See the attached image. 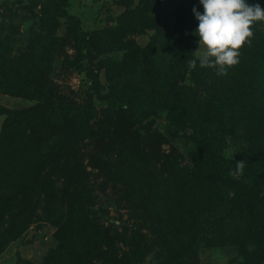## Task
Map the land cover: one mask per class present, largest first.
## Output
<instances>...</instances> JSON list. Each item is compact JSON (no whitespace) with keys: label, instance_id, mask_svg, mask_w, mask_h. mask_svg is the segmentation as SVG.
<instances>
[{"label":"trees","instance_id":"16d2710c","mask_svg":"<svg viewBox=\"0 0 264 264\" xmlns=\"http://www.w3.org/2000/svg\"><path fill=\"white\" fill-rule=\"evenodd\" d=\"M121 2L125 3V21L119 28H110L114 38L104 40L100 52L123 46L126 60L110 61L107 66L126 74L123 64L131 63L129 69L133 70L137 54L134 56L136 50L128 44L131 36H125L138 32L148 41L141 51L140 65H146L145 74L140 73L136 79L140 83L137 88L105 90L100 67L90 68L86 73L87 96L78 104L28 73L10 72V48L7 37L1 38L5 26L0 16V92L35 101L20 109L18 116L8 118L0 130V220L7 211L11 222L5 234L22 241L23 233L36 218L55 226V246L38 260L24 264H140L147 253L156 256L169 244L179 251V243L185 241L191 249L196 239L188 236L184 223L202 218L204 221L197 225L204 232L216 231L221 223L214 208L225 201L236 204L232 216L264 217V22L250 28L251 43L245 42L239 50V64L224 76L233 87L226 95L231 86H225L223 76H218L215 69L201 68L194 53L199 37L193 32L199 22L192 9L203 14L199 0L182 4L169 30L160 27L161 21L164 25L166 21L155 14L159 0ZM247 3L264 8V0ZM53 4L59 15L67 16L76 26L74 34L79 44L87 47L86 35L79 32V20L66 10L70 0H53ZM168 50L173 52L174 69L184 68L190 79L193 72L198 70L199 74L192 86L181 85L169 95L162 92L158 82L164 66L159 67L157 62V56ZM194 59L193 69L189 61ZM169 67L173 69L171 64ZM199 87L202 95L197 94ZM117 101L127 106L115 108ZM162 111L165 119L181 130L191 129L183 134L196 143L192 160L196 167L185 169L184 184L189 186L187 190L202 185L206 200L190 196L184 192L186 187L175 184L174 172L178 173L180 163L177 156L167 155L160 148L163 134L152 126ZM96 117L98 125L93 128L89 119ZM145 119L149 120L143 124ZM240 128L245 129L247 142L240 146L237 159L231 161L220 151L223 136L236 134ZM99 137L103 155L91 150V141ZM242 160L245 167L235 177L244 178L247 186L232 183L237 190L231 194L226 184L234 177L230 173L236 172V162ZM89 165L91 169L87 170ZM218 172L220 180L211 181ZM106 185L109 192L95 203ZM123 201L130 204L122 207L128 209L132 221L128 226H116L109 221L112 216L108 206ZM162 206L165 215L160 219L158 209ZM156 242L157 248L153 247ZM168 250L166 261L173 263V250Z\"/></svg>","mask_w":264,"mask_h":264},{"label":"rangeland","instance_id":"374dc122","mask_svg":"<svg viewBox=\"0 0 264 264\" xmlns=\"http://www.w3.org/2000/svg\"><path fill=\"white\" fill-rule=\"evenodd\" d=\"M121 1L70 0L66 10L68 14L79 20V32L84 33L87 37L88 46L82 47L74 34L76 26L71 25L67 16L58 14L53 0H0V16L4 20V26L10 28L4 27L1 36V38L7 37L5 42L10 48L8 54L10 72L14 75L28 73L32 79L39 82L44 81L43 83L50 86L54 92L64 99L72 100L75 104L86 99L88 90L86 73L90 68L97 70L100 67L99 77L105 90L137 88L140 85L137 82L140 73L141 76L145 74L143 69L146 68V65H140V63L143 62L141 51L148 42L147 37L138 35V32L135 31L125 36V38L131 36L128 40L133 44L130 41L128 44L135 48L134 56L137 54L133 70L129 69L131 63L123 64L124 70H128L126 74H120L117 68L107 66L110 61L126 60V49L123 46L115 45L117 47H113L109 52H100L103 41L114 38L109 34L110 28H119L125 21L123 17L125 3ZM132 1L136 3L138 0ZM193 1L196 2V0ZM187 2L190 0H159L155 7V14L166 21L165 25L161 21L160 27L169 30L168 25L173 21L174 13ZM197 49L198 44L194 50L196 57L198 56V53L195 52ZM172 53L168 50V52L157 56L159 67L164 66L163 74L158 82H161L162 92L167 95L170 91H178L181 85L192 86V81L199 78L198 70L193 72V77L190 79L191 75H188L187 71L184 72V68L180 71L174 69L175 64L171 62L173 61ZM170 64L173 69H170ZM130 79L133 81L129 82ZM174 80H177V83H174ZM223 83L225 86L230 85L225 82L224 76ZM230 86L226 95L233 91L232 85ZM197 94L202 95L201 87L197 88ZM241 100L245 101V99ZM34 103V100L28 98L0 92V130L8 118L18 116L20 109ZM97 106H103L102 109L105 107L100 102H97ZM124 106H127L125 102L117 101L115 108L119 109ZM163 115V111L160 112V116L155 118L152 126L158 128L163 134L164 140L160 144V148L167 155L171 153L177 156L178 163H180L178 173L174 172L175 184L178 183L180 187H186L184 192L187 191L190 196L199 195V199L203 197L206 200L208 197L202 195V185L199 184L193 189L187 190L189 186L184 184L187 178L185 169L196 167L195 162L192 161L195 157L196 143L183 134V131L191 132V129L187 127L181 130L171 121H167ZM99 116L101 117V114ZM97 119V117L89 119L93 128L98 125ZM148 120L145 119L142 123L145 124ZM244 131L245 129L240 128L236 134L227 133L223 136L220 151L226 159L231 161L237 159L240 146L247 142L244 139ZM172 132H177V135L173 137ZM95 140L91 141V150L103 155L102 139L99 142L102 152L94 148ZM86 169L90 170L91 166H87ZM220 178L221 175L218 172L211 178V181H218ZM230 182L226 185L230 187L231 194L237 190V187H232V183L238 184V187L247 186V181L244 178L239 179L234 176ZM107 187L106 185L105 191L97 195L95 203L98 199L105 198L110 190V187ZM245 194L250 195L249 193ZM245 198L249 199V197ZM129 205L126 201L117 205L115 202H110L108 213L112 217L121 218L128 226L132 220L128 216V209L122 206ZM235 205V202L225 201L221 206L214 208L221 223L216 225L218 227L216 231L204 232L203 228L197 225L198 222L204 221L202 218L185 222L188 236L192 235L196 240L190 245L191 249L187 248L185 241H182L178 245L179 251L169 244L166 248L173 250V263L166 261L170 252L168 249H164L156 256L147 253L140 264H264V217L257 215L254 218L250 215L232 216L231 211ZM117 208H121L120 212H116ZM158 210V216L162 219V216L165 215L164 206ZM244 212L249 214L247 209ZM38 213L40 214L39 209ZM3 214V220H0V264H24L25 261H36L50 247L55 246L53 238L55 226L50 221L36 218L23 233L25 237L22 241L20 237L14 239L9 234H5L6 231L8 233L11 221L7 211ZM189 215L190 213L187 216ZM192 216L196 218L194 212ZM30 230H35V232L32 231V235L27 238ZM157 245L158 242L153 244V247L157 248ZM185 260L189 261L184 262Z\"/></svg>","mask_w":264,"mask_h":264},{"label":"clouds","instance_id":"9594fccd","mask_svg":"<svg viewBox=\"0 0 264 264\" xmlns=\"http://www.w3.org/2000/svg\"><path fill=\"white\" fill-rule=\"evenodd\" d=\"M204 8L203 14L193 8L195 19L199 22L193 35L199 37L197 59L201 68H212L218 76H226L228 69L240 62V49L251 43L250 30L257 22H264V8L249 4L247 0H199ZM196 60L189 61V67H196ZM245 161L236 162V172L242 173Z\"/></svg>","mask_w":264,"mask_h":264},{"label":"water","instance_id":"95a60500","mask_svg":"<svg viewBox=\"0 0 264 264\" xmlns=\"http://www.w3.org/2000/svg\"><path fill=\"white\" fill-rule=\"evenodd\" d=\"M100 141H101V137L97 138L94 141V148L97 149L99 152H102V149L99 147V142ZM109 221L112 222L116 226H123V225L126 224L123 220H119V219H117L115 217H110ZM32 231L35 232V230H30L29 233L27 234V238L32 235Z\"/></svg>","mask_w":264,"mask_h":264}]
</instances>
